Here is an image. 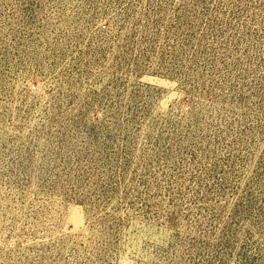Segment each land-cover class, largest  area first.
Masks as SVG:
<instances>
[{"label":"rangeland","instance_id":"1","mask_svg":"<svg viewBox=\"0 0 264 264\" xmlns=\"http://www.w3.org/2000/svg\"><path fill=\"white\" fill-rule=\"evenodd\" d=\"M0 264H264V0H0Z\"/></svg>","mask_w":264,"mask_h":264}]
</instances>
